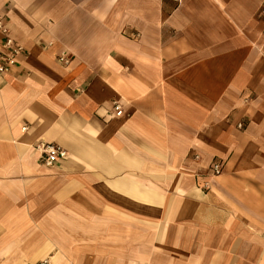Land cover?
Listing matches in <instances>:
<instances>
[{"label": "crops", "instance_id": "1", "mask_svg": "<svg viewBox=\"0 0 264 264\" xmlns=\"http://www.w3.org/2000/svg\"><path fill=\"white\" fill-rule=\"evenodd\" d=\"M263 5L0 0V264H264Z\"/></svg>", "mask_w": 264, "mask_h": 264}, {"label": "built area", "instance_id": "2", "mask_svg": "<svg viewBox=\"0 0 264 264\" xmlns=\"http://www.w3.org/2000/svg\"><path fill=\"white\" fill-rule=\"evenodd\" d=\"M260 14L264 15V5L260 10ZM25 55V49L11 36L9 27L0 15V75L11 72ZM57 59L62 63L68 62L65 53H60ZM113 108L116 111V115L121 114L118 104L115 103ZM237 127H242V124H237ZM34 148L39 152L40 159L46 166H52L58 163L62 159H65L67 155L64 148L53 143L39 142ZM209 170L213 175H217L222 171V164L219 161H214L210 164ZM37 264H49V262L47 260H41Z\"/></svg>", "mask_w": 264, "mask_h": 264}]
</instances>
